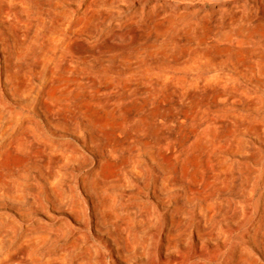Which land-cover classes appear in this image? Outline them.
I'll list each match as a JSON object with an SVG mask.
<instances>
[{
    "label": "bare ground",
    "instance_id": "obj_1",
    "mask_svg": "<svg viewBox=\"0 0 264 264\" xmlns=\"http://www.w3.org/2000/svg\"><path fill=\"white\" fill-rule=\"evenodd\" d=\"M55 7L52 4L49 12L50 9L36 0H0V155L9 151L30 157L25 167L12 168L0 183V264H38L49 255L47 252L41 257L36 254L39 245L51 234L46 225L47 216L55 221L53 225L63 230L73 232L81 225L94 227L102 234L110 255H118L120 251L132 252L137 246L145 248L156 236L166 239V243L161 242L162 253L166 254L169 248H175L178 239L194 238V253L197 256L213 255L218 264H264L260 257H264L263 153L251 154L253 159L249 161L239 159L250 151L246 132L258 137L264 135V114L248 113L249 118L245 120L213 115L203 119L192 143L200 154L210 153L220 189L196 196L185 193L179 202L178 178L173 175L179 155L177 149L170 146L173 133L165 130L167 123L154 121L146 123V127L133 124L135 126L130 131L127 125H119L117 128L123 133L121 138L118 136L112 140L105 136L107 131L104 133L93 110L97 100L85 103L82 99L83 69L79 57L71 50L72 40L67 32L69 13L66 9L56 11ZM45 14H49V19ZM182 16L181 13L172 14L169 23L178 22ZM80 30L76 27L70 31L75 39ZM230 35L229 32L219 34L223 40L229 39ZM257 63L259 68H264L261 61ZM62 68L71 80L53 89ZM249 74L253 75V71ZM159 84V77L152 80L154 87ZM136 88L143 92L153 91L144 82L136 84ZM7 97L14 101L8 102ZM262 103L260 97L254 102L257 105ZM57 130L73 137L57 138ZM117 159L121 167L120 187L136 184L146 197L145 203L150 204L144 211L137 210L135 205L138 202L116 206L119 191L102 181V164H112ZM50 162L53 166L48 175L55 183L51 185L47 198L52 209L68 212L74 225L59 213L48 214L45 204L42 205L45 218L36 220L31 198L24 194L32 188L34 172L41 173ZM259 172L262 188L255 200L254 213L250 210L249 199L255 195ZM189 177L193 179V175ZM220 191L240 193L248 199L220 198ZM150 196L155 202L149 199ZM196 202L195 222L188 223L185 221L188 207ZM157 204H172V208L166 211L169 219L165 220L161 230L155 225L160 215ZM227 219L234 220V226L223 227L221 220ZM180 223L187 231L183 238L180 230H175ZM148 227L155 229L149 230ZM139 229L144 233H139ZM174 255L172 261L177 262L180 252Z\"/></svg>",
    "mask_w": 264,
    "mask_h": 264
},
{
    "label": "rangeland",
    "instance_id": "obj_2",
    "mask_svg": "<svg viewBox=\"0 0 264 264\" xmlns=\"http://www.w3.org/2000/svg\"><path fill=\"white\" fill-rule=\"evenodd\" d=\"M36 2L50 9L49 12L52 4H55L56 11L61 12L65 9L68 11L70 17L67 32L72 40L71 50L73 55L79 57L83 69L82 99L85 103L97 100L96 108L93 110L97 113L96 117L104 133L107 131L105 136L112 140L121 138L123 133L118 128L126 125L127 129L130 127V131L135 125L146 127L154 121L167 123L165 130L173 133L170 146H174L179 155L173 169L175 179L178 178L179 202L185 193L196 196L219 191L220 184L214 174L215 166L211 155L200 154L193 147V137L203 119L209 115L245 120L249 118L248 113L256 116L264 114V68L261 69L257 65V61L264 64V0H152V2L36 0ZM176 13L183 15L181 20L170 24V16ZM45 16L46 19L50 17L49 14ZM76 27L81 30L75 39L71 32ZM219 32H229L231 35L229 39L223 40ZM77 42L79 44H75ZM243 59L245 61H242ZM63 71V68L59 71L53 89L70 82L71 79ZM250 71H253V75L249 74ZM158 77L160 84L154 87L152 80ZM141 82L148 88L150 86L153 91L143 92L136 88V84ZM259 97L263 103L254 104ZM173 100L175 106V103L172 104ZM7 101L12 103L14 100L7 97ZM55 136L73 137L61 130L55 131ZM245 139L250 151L246 155H241L239 159L249 161L253 159L251 154L261 151L264 163V135L258 137L252 132H246ZM91 155L95 156L92 153ZM29 161L30 157L23 153L3 152L0 155V183L7 178L12 168H23ZM52 166L50 162L41 173L34 172L32 188L24 194L31 198L33 216L36 220L45 218L42 212V205L45 204L48 214L59 213L74 225L72 216L68 212L52 209L47 198L51 185L55 183L48 175ZM120 168L118 159L112 164L103 163L100 168L102 181L119 191L116 206L138 202V205H135L137 210L144 211L150 204L145 203L146 197L138 186L133 184L125 188L120 187L118 181ZM189 175H193V179ZM257 175L259 177L256 181V192L249 199L250 210L254 213L255 200L262 188V176L260 172ZM120 191L123 194H120ZM219 194L220 198L231 197L241 201L248 199L235 192L231 194L220 191ZM149 199L155 202L154 197L150 196ZM197 206L196 202L188 207L186 222H195ZM170 208L172 204L156 205L160 212L159 218L155 220L156 229L161 230L165 220L169 219L166 211ZM218 218L221 219L219 216ZM53 221L47 216L46 225L51 234L39 245L36 254L41 257L42 253L47 252L49 255L44 256L38 264H218L213 255L197 256L194 253V238L178 239L175 248H169L166 254L162 253L164 248L161 246L162 243H166V239L156 236L145 248L137 246L132 252L120 251L118 255L116 253L110 255L106 251L102 234L94 227L81 225L72 232L53 225L55 224ZM233 221L221 220V225L234 226ZM175 230H180L182 238L187 234L182 223L177 224ZM139 233L144 232L139 229ZM132 238L137 239L135 235ZM178 251L180 255H177V262L174 263L172 261L174 254ZM260 257L264 259L261 255Z\"/></svg>",
    "mask_w": 264,
    "mask_h": 264
}]
</instances>
